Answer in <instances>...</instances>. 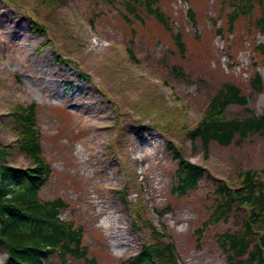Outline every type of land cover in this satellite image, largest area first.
I'll list each match as a JSON object with an SVG mask.
<instances>
[{
  "label": "rangeland",
  "instance_id": "374dc122",
  "mask_svg": "<svg viewBox=\"0 0 264 264\" xmlns=\"http://www.w3.org/2000/svg\"><path fill=\"white\" fill-rule=\"evenodd\" d=\"M155 5L169 28L133 0H0V166L36 165L23 147L31 132L49 167L39 198L61 199L59 219L79 229L87 250L85 259L54 255L44 264H120L167 242L178 264H225L220 236L246 211L233 207L210 222L213 180L237 186L250 169L264 179V131L206 150L187 135L226 83L247 97L245 106L226 107V119L264 113L257 10L230 32L228 0ZM254 73L260 92L250 86ZM171 145L211 176L184 196L171 189ZM6 257L0 247V264Z\"/></svg>",
  "mask_w": 264,
  "mask_h": 264
},
{
  "label": "trees",
  "instance_id": "16d2710c",
  "mask_svg": "<svg viewBox=\"0 0 264 264\" xmlns=\"http://www.w3.org/2000/svg\"><path fill=\"white\" fill-rule=\"evenodd\" d=\"M133 1L169 28L167 18L155 5L156 0ZM228 7V31H232L239 17H249L256 9L258 15L254 24L264 34V0H228ZM130 11L133 12V9ZM187 16L195 23V14L190 7ZM221 32L219 28L217 34ZM174 39L182 47L179 34ZM258 47L263 50L260 44ZM250 86L256 92L262 90L263 83L258 73H254ZM233 104L245 106L247 97L238 87L223 84L210 99L208 113L202 121L187 131L188 137L198 139L206 150L211 142L228 146L264 131V113L256 115L247 110L249 115L244 119H226L224 111ZM30 116L28 114L27 122H31ZM142 129H145L144 126L137 127L136 134ZM28 136L23 147L32 154L36 165L30 168L0 166V247L7 254L3 264H44L54 255L61 262L68 256L85 259L87 250L81 245L79 229L59 219V211L65 204L58 198H39L38 191L49 175V167L36 156L40 152L37 139L31 132ZM170 150L177 163L174 171L176 182L171 188L173 193L184 196L194 190L200 180L211 178L204 167L186 160L175 146L171 145ZM237 178V186H230L219 179L213 180L216 187L209 221L226 218L233 207L245 209V217L237 222V228L220 236L226 253L225 264H264V179L251 169L242 171ZM173 255L170 242L144 245L139 252L120 264H178Z\"/></svg>",
  "mask_w": 264,
  "mask_h": 264
},
{
  "label": "bare ground",
  "instance_id": "6f19581e",
  "mask_svg": "<svg viewBox=\"0 0 264 264\" xmlns=\"http://www.w3.org/2000/svg\"><path fill=\"white\" fill-rule=\"evenodd\" d=\"M82 94L84 95V93H85V90L83 89L82 91ZM79 106V105H78ZM134 160H136V157L134 158ZM87 160L85 159L83 162H86ZM97 203L99 204V202L97 201ZM111 218V220L113 219L114 220V223H117L118 221H119V219H118V216H114V217H110ZM103 225H105L106 227L108 226V224H105V221H104V224ZM118 230H119V227H117L116 226V229L114 230L115 231V233H116V235H118Z\"/></svg>",
  "mask_w": 264,
  "mask_h": 264
}]
</instances>
